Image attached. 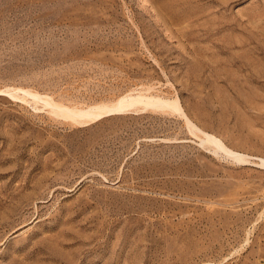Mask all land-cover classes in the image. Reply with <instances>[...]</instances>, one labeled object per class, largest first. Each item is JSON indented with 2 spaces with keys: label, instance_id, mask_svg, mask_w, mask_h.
I'll return each instance as SVG.
<instances>
[{
  "label": "rangeland",
  "instance_id": "374dc122",
  "mask_svg": "<svg viewBox=\"0 0 264 264\" xmlns=\"http://www.w3.org/2000/svg\"><path fill=\"white\" fill-rule=\"evenodd\" d=\"M143 1L0 0V264H264V0Z\"/></svg>",
  "mask_w": 264,
  "mask_h": 264
},
{
  "label": "bare ground",
  "instance_id": "6f19581e",
  "mask_svg": "<svg viewBox=\"0 0 264 264\" xmlns=\"http://www.w3.org/2000/svg\"><path fill=\"white\" fill-rule=\"evenodd\" d=\"M144 1H143V3H144ZM126 97H128V96H126ZM126 97H124L122 99H119L115 103H111V105H108V106L105 105L103 107L101 106V107H94L93 109H89L87 112L79 115V116L82 117V120L76 121V123L80 124V125H86L88 122L89 123H91L92 121L94 122L95 120H97V119H99V118H101L103 116L106 117L108 115H110V116L111 115H116V114L118 115L120 112L126 111V109H129L134 103V102H128L126 100L127 99ZM74 114H75V112H74ZM76 115H77V113H76ZM203 135L205 137H207L208 139H210L211 141H213V142L220 143L219 140H217L216 138H214V137H212L210 135H207V134H204V133H203ZM233 155L239 156V154H237V153H233Z\"/></svg>",
  "mask_w": 264,
  "mask_h": 264
}]
</instances>
